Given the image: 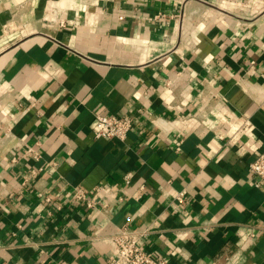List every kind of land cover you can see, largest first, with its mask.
<instances>
[{"label": "crops", "instance_id": "1", "mask_svg": "<svg viewBox=\"0 0 264 264\" xmlns=\"http://www.w3.org/2000/svg\"><path fill=\"white\" fill-rule=\"evenodd\" d=\"M263 150L264 0H0V264H264Z\"/></svg>", "mask_w": 264, "mask_h": 264}, {"label": "built area", "instance_id": "2", "mask_svg": "<svg viewBox=\"0 0 264 264\" xmlns=\"http://www.w3.org/2000/svg\"><path fill=\"white\" fill-rule=\"evenodd\" d=\"M133 122L134 119L128 114H97L92 122V131L96 138L125 139ZM249 171L255 185L264 189V150L250 163ZM87 197L86 191L80 188L76 198L87 200L88 206H94V200ZM146 235L147 230L128 227L118 230L112 235L115 252L106 264H169L166 258L154 256L144 248L143 240Z\"/></svg>", "mask_w": 264, "mask_h": 264}]
</instances>
